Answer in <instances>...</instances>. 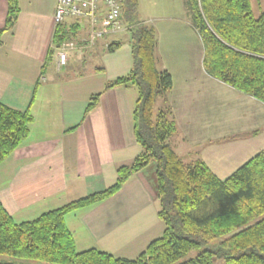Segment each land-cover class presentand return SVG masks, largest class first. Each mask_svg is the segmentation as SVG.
<instances>
[{"label": "crops", "instance_id": "0c3cea01", "mask_svg": "<svg viewBox=\"0 0 264 264\" xmlns=\"http://www.w3.org/2000/svg\"><path fill=\"white\" fill-rule=\"evenodd\" d=\"M18 1L17 23L1 35L0 102L31 110L35 121L30 135L0 164V200L22 222L106 190L116 183L119 168L131 164L143 148L135 135L138 88H107L132 70L130 33L105 34L93 42L89 21L68 17L65 26L77 37L69 41L74 46L61 65V47L55 50L53 45L59 0ZM8 10L9 0H0V31ZM138 13L139 20L157 31L158 68L173 77L167 99L178 133L170 141L181 158H189L187 164L201 160L208 166H242L264 150L254 145L264 133V102L208 74L203 41L186 0H139ZM82 58L79 79L64 74L66 81H59V73L67 66L70 71ZM96 59L97 65L92 63ZM97 93V106L86 114ZM227 93L244 104L248 119H236L225 128L231 129L222 131L217 125L230 113L223 104ZM208 123H215L214 136L202 131ZM159 211L157 163L152 162L109 199L76 209L65 219L79 251L97 248L132 258L162 229Z\"/></svg>", "mask_w": 264, "mask_h": 264}, {"label": "trees", "instance_id": "16d2710c", "mask_svg": "<svg viewBox=\"0 0 264 264\" xmlns=\"http://www.w3.org/2000/svg\"><path fill=\"white\" fill-rule=\"evenodd\" d=\"M186 6L203 41L208 74L264 102V12L256 17L251 0H186ZM138 7L139 0H122L123 19L134 25L128 30L133 67L107 88L129 84L138 88L134 120L142 152L131 164L119 168L116 183L106 190L33 220L18 222L0 200V254L58 264H214L215 258L224 259L225 264H264V150L225 179L201 160L187 164L181 158L170 141L178 133L167 99L173 77L158 68L157 31L139 20ZM19 13V1L9 0L0 45L2 33L14 28ZM76 37L65 21L57 23L54 49ZM100 95L91 97L86 114L97 106ZM34 121L31 110H17L0 102V164L30 135ZM152 162L157 163L159 216L166 225L163 235L152 240L137 258L97 248L79 251L66 215L109 199ZM227 234L231 235L218 248L210 246ZM193 250L202 251L181 261Z\"/></svg>", "mask_w": 264, "mask_h": 264}, {"label": "rangeland", "instance_id": "374dc122", "mask_svg": "<svg viewBox=\"0 0 264 264\" xmlns=\"http://www.w3.org/2000/svg\"><path fill=\"white\" fill-rule=\"evenodd\" d=\"M251 4H252L254 15L256 17H259L264 12V0H251ZM137 16H141V14L137 13ZM92 63H94L95 65L99 64L97 59H96V61L92 60ZM83 64H84V59L82 58V59L79 60L78 63L74 64V66L72 67V69L70 71H68V66H67L65 68V70L63 72H61V74L58 72L59 73V79H60L59 81H66V80L63 79L64 78V74H66L67 77L75 76V77H77L75 79H79V74L80 73H77V71H80V70L82 71V68L84 67ZM73 74H75V75H73ZM225 87H227V86H225ZM227 88H229V87H227ZM230 90H232L231 94H235L234 93L235 92L234 89H230ZM225 92H227V90H225ZM227 95H228V93L226 94V99L224 100L223 104L225 106V110L230 112V113H228V114H226L224 116L226 120H224L220 126H219V124L217 125L218 129L220 127H222V129H220L222 131H224V130L226 131V130L231 129V128H227V129H225V128L230 126V125H233V122H237L236 119H239V120L242 119L243 121H246L248 119V118H246V115L244 116V112H246V107L244 106V104L242 102H239L234 97L229 98ZM228 102H230V106H227ZM159 106H160V102L157 104L156 109H155L157 112H158ZM214 124H209L208 123L207 124L208 128H206V129L203 128L202 131L207 136H212V135L214 136L215 133H216ZM248 124H250V123H247V125ZM217 134H219V133H217ZM257 137L259 139L254 141V145H255L256 148L259 147L258 149L261 150V149L264 148V133L259 135V136H257ZM238 150H242L243 151L242 148L241 149L239 148ZM211 151H212V153L216 152L215 148H212ZM218 152H220V151H218ZM234 158H238V156L235 155ZM184 160L186 161V163L190 162L189 158H187L186 156H185ZM209 167L216 173V175H218L222 179H225V178L229 177L230 175H232L241 166H209ZM164 228H166V225L163 222V227H162L161 230L158 231L157 234H155V239H156V237L158 238V237H161L163 235L164 230H165ZM232 233H234V232H232ZM231 234H227L226 236H223L221 238L216 239L215 241H213L210 244V246L212 248H214V249L218 248L220 246L221 242L224 239H226L227 237H229ZM200 251H202V250H193L186 258H184L181 261H184L185 259H189V258H192V257H196L200 253ZM132 255H136V254H132ZM131 257L132 258H136L137 256H131ZM0 263L58 264V263H54V262L42 261V260H37V259H28V258L17 257V256H13V255H8V254H0ZM214 264H225V260L222 259V258H215Z\"/></svg>", "mask_w": 264, "mask_h": 264}, {"label": "built area", "instance_id": "2783aa9c", "mask_svg": "<svg viewBox=\"0 0 264 264\" xmlns=\"http://www.w3.org/2000/svg\"><path fill=\"white\" fill-rule=\"evenodd\" d=\"M68 17L86 18L93 42L105 34L128 31L134 27L123 19L122 0H59L56 22H63ZM73 46L72 42H67L59 49L61 65L66 64L67 50Z\"/></svg>", "mask_w": 264, "mask_h": 264}]
</instances>
